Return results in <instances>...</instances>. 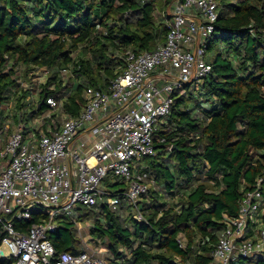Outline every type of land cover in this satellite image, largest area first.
I'll return each instance as SVG.
<instances>
[{
  "label": "trees",
  "instance_id": "1",
  "mask_svg": "<svg viewBox=\"0 0 264 264\" xmlns=\"http://www.w3.org/2000/svg\"><path fill=\"white\" fill-rule=\"evenodd\" d=\"M175 1L0 0V127L5 107L15 105L20 116L13 123L27 125L49 110V96L67 99L45 127L78 115L86 88L106 90L128 50L143 53L165 42ZM216 1L208 50L220 48L207 55L213 71L175 93L154 133L155 153L143 159L150 185L139 200L144 220H135L124 200L116 208L107 200L84 207L81 220L90 217L91 233L104 239L107 264H210L224 213L238 216L259 178L264 199V0ZM47 70L35 100L33 78ZM111 187L119 191V184ZM58 224L51 236L57 251L80 252L73 223ZM3 236L0 225V245Z\"/></svg>",
  "mask_w": 264,
  "mask_h": 264
},
{
  "label": "built area",
  "instance_id": "2",
  "mask_svg": "<svg viewBox=\"0 0 264 264\" xmlns=\"http://www.w3.org/2000/svg\"><path fill=\"white\" fill-rule=\"evenodd\" d=\"M171 16L165 42L143 53L128 50L122 73L106 90L86 88L78 115L63 118L57 128L45 127V120L67 99L49 96V110L39 115L40 123L38 118L30 126L18 123L6 132L8 124L2 126L0 259L12 258L14 264H107L93 248L91 253L58 252L51 241L58 217L66 215L81 231L82 208L92 209L106 200L116 208L124 200L133 206L135 220H144L139 200L150 185L144 163L134 170V160L155 153L154 133L159 120L170 114L175 93L213 71L207 55L218 19L217 1L176 0ZM109 171L121 176L114 182L119 191L101 186ZM262 182L257 179L255 189L244 194L238 216L224 213V234L212 250L210 264H253L264 258ZM32 217L38 220L31 226H17ZM4 245L10 254L3 252ZM180 246H185L181 240Z\"/></svg>",
  "mask_w": 264,
  "mask_h": 264
},
{
  "label": "rangeland",
  "instance_id": "3",
  "mask_svg": "<svg viewBox=\"0 0 264 264\" xmlns=\"http://www.w3.org/2000/svg\"><path fill=\"white\" fill-rule=\"evenodd\" d=\"M217 48H220V46L218 44L216 46L212 47L211 50H208V55H210L215 50H217ZM36 74H37L36 78H33V81L35 82L33 84H35V85L33 86L34 87V91H33V95H32V98H34L35 100L38 97V93L40 91V88L42 87V84H44V82H46L47 77H48V74H45V73H43V74L42 73H36ZM23 79H24V76H23ZM26 85L29 86L30 84H26ZM183 89L184 88H181L178 92H181ZM176 97H177V95H175V98ZM5 111H4V114H5V117H6V121H5V123L2 126H4L5 124L6 125L8 124V128L7 127L5 128V132H6L7 130L10 131V130H13V129L16 128L17 124H14L15 123L14 117L16 115L20 116V114H18L20 111L17 110V108H15V105H11L9 107H5ZM65 117H69V116H67V115L63 116V118H65ZM41 118L42 117L39 116L36 121H39V123H40ZM163 120H164V118L159 120V123H158L157 127L159 125H161V123H163ZM21 123L23 125L25 124L24 122H21ZM27 125L30 126L31 125V121ZM2 126L0 128H2L4 130V128ZM9 128H10V130H9ZM143 159H142V161H139V160H136V159L134 160V163H133L134 170L138 169L139 166L143 164ZM120 179H121V176L116 175L114 171H109V173L107 174V176L103 180L101 186H103L105 188H109V187L111 188V185L114 184V182L119 181ZM85 208H82V210H81L84 213L87 212V210H85ZM38 211H42L44 213H47L50 210L49 209H38ZM67 219H68V217H66V215H61V216L58 217L57 221L58 222H61V221L66 222ZM91 226H92V220H91L90 217H89V219H86V220L83 219L81 221V227H80L81 231H79L77 229V227L73 225L72 226V231H71L72 238L74 239V241L76 242V244L78 245V247L81 250H86L89 253H91L90 248L91 249L93 248L94 250L100 252L101 256L105 259V257L107 256L106 245H105V243L103 244V242H100V239H99L97 234H95V233L93 234V233L90 232ZM2 250H3V252H5V254H10V252H11L10 248L5 246V245L2 246ZM243 261L244 260H238L237 262H234L233 264H241Z\"/></svg>",
  "mask_w": 264,
  "mask_h": 264
},
{
  "label": "crops",
  "instance_id": "4",
  "mask_svg": "<svg viewBox=\"0 0 264 264\" xmlns=\"http://www.w3.org/2000/svg\"><path fill=\"white\" fill-rule=\"evenodd\" d=\"M90 232H91V230H90ZM99 239H100V242H103V244L105 243L104 239H102L100 237H99Z\"/></svg>",
  "mask_w": 264,
  "mask_h": 264
}]
</instances>
